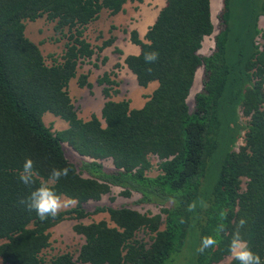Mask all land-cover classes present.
Here are the masks:
<instances>
[{"label":"trees","instance_id":"trees-1","mask_svg":"<svg viewBox=\"0 0 264 264\" xmlns=\"http://www.w3.org/2000/svg\"><path fill=\"white\" fill-rule=\"evenodd\" d=\"M125 1L0 0L2 263L215 264L230 255L232 233L244 218L241 236L263 264L264 0H221L216 27L210 0H165L143 38L135 29L129 32L140 49L123 59L138 85L156 81L157 87L141 108H130L129 99H113L119 84L113 72H105L97 79L105 99L100 116L84 120L69 96V81L81 62L114 41L110 37L95 50L85 31L103 11H122ZM40 17L66 39L60 58L50 64L25 35L26 21ZM215 29L213 48L202 55V41ZM151 51L158 60L145 64L144 54ZM199 67L201 88L190 107L187 97ZM87 77L80 73L78 86L90 88ZM45 112L67 127L52 131L42 120ZM63 142L82 156L77 164L65 156ZM26 157L34 161L36 183L30 187L17 179ZM105 158L111 169L99 162ZM152 158L158 159V173L148 175ZM54 167L69 169L54 190L75 205L42 220L20 200ZM112 186L124 196L140 194L138 203L154 204L159 212L125 205L85 208ZM193 201L197 207L188 211ZM105 212L108 221H82ZM65 219L75 220L73 230L83 237L78 255L63 252L46 260L42 252L50 246V230ZM221 222L225 230L217 232ZM204 236L217 244L199 253ZM228 264L239 262L232 258Z\"/></svg>","mask_w":264,"mask_h":264},{"label":"rangeland","instance_id":"rangeland-1","mask_svg":"<svg viewBox=\"0 0 264 264\" xmlns=\"http://www.w3.org/2000/svg\"><path fill=\"white\" fill-rule=\"evenodd\" d=\"M141 3L137 0H126L125 4L127 6V9L125 10L127 12H137V9L135 5ZM221 0H210V9H211V17L214 26L216 27L217 23V14L220 11V5ZM219 9L217 10V8ZM135 21V20H134ZM134 21L130 18H128L127 15H124L121 19L116 18V16L109 15L106 11H103L101 15L98 17V19L89 24L86 31H85V37L87 40L93 45V47L96 50V47L98 45H101L104 40L109 39L110 37L114 38L116 37V40L114 43L110 46H107L104 48L97 56L95 53L90 59H86L85 61L81 62L79 65V68L77 69V76L75 78H72L69 81L68 86V92L69 96L71 97L73 104L75 108L77 109L78 116L82 119H88L92 113L96 114L97 116H100L101 109L100 107L104 103L105 99L102 95V86L97 83V79L103 75L105 72H113L114 75H112V78L115 76V74L120 77V87H119V94L115 95L113 97L114 100H120V99H129L130 106L132 108H139L141 107L144 102H141V100L137 99L136 91L134 88H139L144 91H149V95L152 93V91L157 87L156 81H151L147 84V86H140L134 79L132 80H125L126 77H128L126 70H121L118 67H115L116 64L120 63L118 58H121L123 60L124 53L121 55L119 53H116L114 51L115 46L120 48V46H124V42L128 36L129 31L131 28H133ZM259 26H264V15L260 17ZM128 29V30H127ZM216 33V29L214 33L211 36H206L204 41V48L202 50L203 54L209 53L211 44L213 42L212 38L213 35ZM25 35L28 37L32 42L36 43L45 59V62L47 64H50L55 59H59L60 55L62 53L63 46L66 42V39L61 36L60 33L56 32L53 29V22H49L46 20L45 17L37 18L34 21H26L25 23ZM121 46V47H122ZM108 55L109 60L108 62H103V58ZM107 60V59H106ZM114 68H117V71L114 70ZM202 68V67H201ZM197 69L198 73L195 74V77L193 79V83L189 92V95L187 97V102L189 106L191 107L193 105V98L194 94L198 92L201 88V70L203 69ZM80 73L87 74V80L90 82L91 87H80L77 84L78 75ZM134 75V74H133ZM132 78V77H131ZM136 78V77H135ZM132 95L136 98H128L127 95ZM144 98L146 97L145 94L142 95ZM42 120L44 124L51 128L52 131H59L63 130L67 127V122L63 119H60L57 116H54L53 114L49 112L43 113ZM63 149L65 156L70 159L74 164H77L78 160L82 158V156L78 155L72 148L66 143L63 142ZM238 146L236 145V148ZM85 159H88L84 157ZM152 163L151 169L147 172L148 175H155L158 173L157 164L158 159L152 158L150 159ZM101 162L104 169H111L113 167L112 161L110 158H105L102 160H99ZM245 187V184H242V188ZM140 198V194L136 192H132L130 196H124L121 194V188L117 186H112L111 191L108 194H105L101 197L98 201H89L85 204V208L88 211L94 210L96 206H112V207H118V206H128L132 209H136L142 213H149V214H155L159 212V207L155 206L151 203H138L137 200ZM62 200H66L67 197H61ZM74 204H70L68 207L64 209H68L70 207H73ZM62 209V210H64ZM100 219H105L108 221V215L107 213H96L91 214L90 216H87L82 219L84 223H88L91 221H99ZM75 224V220L73 219H65L55 226H53L50 230V246L46 248L42 255L46 260H50L54 255L63 253V252H69L74 259H76L78 255V250L83 243V237L78 235L73 230V225ZM110 225H112L111 222H109ZM139 236H143V234L140 232ZM145 239H147L146 236H143ZM230 259H232L231 255L228 257H225L223 260H221L219 263L215 264H228ZM0 264H3L0 259ZM264 264V262H263Z\"/></svg>","mask_w":264,"mask_h":264},{"label":"clouds","instance_id":"clouds-1","mask_svg":"<svg viewBox=\"0 0 264 264\" xmlns=\"http://www.w3.org/2000/svg\"><path fill=\"white\" fill-rule=\"evenodd\" d=\"M158 60V53L155 51L147 52L144 54L145 64H151ZM147 71H151L149 67ZM69 173L67 167L64 168H52L49 176L45 180H41L39 185L30 191L26 198H22L20 203L25 205L29 211L34 210L40 219H46L48 217H55L59 212L68 207L70 204H74L75 201L71 198L62 200L60 195L54 190V185L62 178L66 177ZM35 170L34 161L31 157H26L22 168L18 170L17 179L25 186H32L36 183L34 180ZM203 204V202L201 201ZM197 207L195 201L187 205L188 211H194ZM224 218V213H221V220ZM247 221L241 218L238 223V227L234 230L231 236V240L228 245V251L231 257L238 261L239 264H261V257L255 253L246 240L241 236L240 229L245 226ZM225 225L223 222L217 225V232H223ZM217 244V240L213 236L202 237L201 244L197 251L199 253L205 252V250L214 247Z\"/></svg>","mask_w":264,"mask_h":264},{"label":"crops","instance_id":"crops-1","mask_svg":"<svg viewBox=\"0 0 264 264\" xmlns=\"http://www.w3.org/2000/svg\"><path fill=\"white\" fill-rule=\"evenodd\" d=\"M126 2V1H125ZM139 2V1H138ZM133 5H135V7H136V9H137V12H127L126 13V9H127V6H126V4L124 3V5H123V10L122 11H120V12H118V13H116V14H114L113 16H116V18H122L124 15H127L128 16V18H130V19H132L133 21H134V24H133V28H131V30H133V29H135L137 32H138V35L140 36V38H143L144 37V35H145V33H146V31H147V29H148V27L154 22V20H155V18H156V16H157V14H158V12H159V10L165 5V0H142L141 1V3H137V4H133ZM220 5H221V3H220ZM221 8V7H220ZM219 9V7L217 8V10ZM220 10V9H219ZM212 18V17H211ZM260 27V26H259ZM128 30V29H127ZM130 30V31H131ZM129 31V32H130ZM211 36V35H210ZM116 40V37L114 38V41ZM212 40H213V38H212ZM114 41H113V43H114ZM204 41H205V38L203 39V41H202V45H201V48L199 49V52L202 54V55H208L210 52H211V50H212V48H213V42H212V44H211V47H210V50H209V53H207V54H203L202 53V50H203V48H204ZM122 42H124V46H120V50L122 51V54L124 53V56H123V59H124V57L126 56V55H128V54H138L139 53V46L138 45H136V44H133V43H131L130 42V40H129V36H128V38L125 40V41H122ZM106 48V47H105ZM115 48H118V47H116L115 46ZM121 54V55H122ZM106 58H107V60H106V62H108V60H109V57H108V55H106ZM110 61V60H109ZM117 61H119L120 63V66H119V68L121 69V70H126V73H127V75H128V77H126V79L125 80H132V79H134V81H136L137 82V80H136V78H135V75H133V73L130 71V70H128L127 69V67L124 65V62H123V60H121V58H118V60ZM199 68H201V67H199ZM198 68V69H199ZM202 69V68H201ZM114 70L115 71H117V68H114ZM196 72L198 73V71L196 70ZM196 72H195V74H196ZM201 72H202V70H201ZM117 76H118V73H117V75L115 74V79L117 80V82H118V84H119V86H118V90H119V87H120V82H121V80H120V77L119 78H117ZM132 77V78H131ZM195 77V76H194ZM134 90L136 91V96H137V99L138 100H141V102H144V100H147V96L149 95V91H144V90H142V89H139V88H134ZM197 93V92H196ZM195 93V94H196ZM119 94V93H118ZM143 94H145V98L142 96ZM194 94V95H195ZM128 96V98H131V96L133 97V98H136V97H134L133 96V94L132 95H127ZM124 99H126V98H124ZM121 100V99H120ZM131 102V101H130ZM146 102V101H145ZM144 102V103H145ZM103 105V104H102ZM144 105V104H143ZM142 105V106H143ZM141 106V107H142ZM141 107H139V108H141ZM102 108V106L100 107V109ZM130 108H132L131 106H130Z\"/></svg>","mask_w":264,"mask_h":264},{"label":"bare ground","instance_id":"bare-ground-1","mask_svg":"<svg viewBox=\"0 0 264 264\" xmlns=\"http://www.w3.org/2000/svg\"><path fill=\"white\" fill-rule=\"evenodd\" d=\"M197 74V73H196Z\"/></svg>","mask_w":264,"mask_h":264}]
</instances>
